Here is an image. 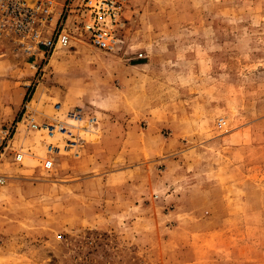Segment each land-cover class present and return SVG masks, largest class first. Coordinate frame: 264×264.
I'll use <instances>...</instances> for the list:
<instances>
[{
  "label": "rangeland",
  "instance_id": "rangeland-1",
  "mask_svg": "<svg viewBox=\"0 0 264 264\" xmlns=\"http://www.w3.org/2000/svg\"><path fill=\"white\" fill-rule=\"evenodd\" d=\"M118 5L108 50L0 27V264H264V0ZM57 107L72 150L27 126Z\"/></svg>",
  "mask_w": 264,
  "mask_h": 264
},
{
  "label": "built area",
  "instance_id": "built-area-1",
  "mask_svg": "<svg viewBox=\"0 0 264 264\" xmlns=\"http://www.w3.org/2000/svg\"><path fill=\"white\" fill-rule=\"evenodd\" d=\"M119 10L118 0H0V27H8L16 37L22 38L20 43L25 44L28 52L41 45L49 48L54 44L65 46L70 40L69 34L64 30L65 20L71 12H76L75 22L89 34L91 42L98 48L108 50L113 48L115 42L108 25L115 21ZM54 19V39H41L39 27L46 26ZM25 39L29 42L25 43ZM84 117L81 108L61 111L57 107L54 117L42 123L28 118L27 126L48 137L57 134L63 136L66 139L64 149L72 150L78 144L73 129L89 131L97 127L95 117ZM225 118L226 116L219 118L217 125L222 126ZM16 129L17 123L4 126L0 130L1 142L8 144ZM46 148L48 152L59 150L52 143L46 144ZM22 156L17 152L14 159L20 161ZM52 162L51 159H45L43 166L50 168Z\"/></svg>",
  "mask_w": 264,
  "mask_h": 264
},
{
  "label": "crops",
  "instance_id": "crops-1",
  "mask_svg": "<svg viewBox=\"0 0 264 264\" xmlns=\"http://www.w3.org/2000/svg\"><path fill=\"white\" fill-rule=\"evenodd\" d=\"M44 102H45L44 100H41V99L38 98V103H37V105H40L41 108L46 109V108L49 107V106L46 105V104H44Z\"/></svg>",
  "mask_w": 264,
  "mask_h": 264
}]
</instances>
